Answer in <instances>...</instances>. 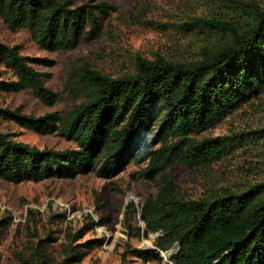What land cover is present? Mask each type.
Wrapping results in <instances>:
<instances>
[{"label":"trees","instance_id":"trees-1","mask_svg":"<svg viewBox=\"0 0 264 264\" xmlns=\"http://www.w3.org/2000/svg\"><path fill=\"white\" fill-rule=\"evenodd\" d=\"M114 11L104 2L0 0L3 23L27 31L46 51L71 50L96 39L101 21ZM225 32L220 46L202 48L190 61L137 57L132 75L111 78L82 65L70 76L84 98L64 117L0 109V120L41 135L58 132L75 144L39 149L0 131V179L40 182L91 172L111 178L132 162L145 163L138 176L158 179V189L145 198L138 214L146 232L160 235L153 249H132L131 255L160 260V253L174 250L167 256L170 264H264V182L212 200H183L167 173L175 165L195 169L224 155L243 133L197 137L264 92V8ZM37 61L47 62L0 43V70L10 74L0 79V93L29 90L41 103L54 104L59 95L44 85L45 74L33 67ZM133 206L130 202L127 210L133 213Z\"/></svg>","mask_w":264,"mask_h":264},{"label":"rangeland","instance_id":"rangeland-1","mask_svg":"<svg viewBox=\"0 0 264 264\" xmlns=\"http://www.w3.org/2000/svg\"><path fill=\"white\" fill-rule=\"evenodd\" d=\"M71 1L74 5L104 2L115 7L101 21L96 39L80 42L71 50L46 51L27 31L11 30L0 19V43L17 46L21 55L45 59L46 63L37 61L33 67L45 74L44 85L59 95L54 104L45 105L29 90L0 93V109L19 108L21 114L34 117L52 112L64 117L84 98L80 84L70 76L82 65L119 78L134 74L137 57L190 61L202 48L220 46L228 26H239L252 11L264 8V0ZM224 22L227 26H222ZM1 71V80L10 78ZM0 131L39 149L75 147L58 132L41 135L11 121L0 120ZM239 133H243L237 137L239 142L228 146L224 155L195 169L175 165L167 170L179 198L212 200L264 182V92L197 138ZM144 165L132 162L111 178L91 172L40 182L0 179V264H168L167 256L174 250L160 253V260H141L128 252L153 249L160 235L146 232L138 214L145 198L158 189V179L138 176ZM130 202L133 213L127 210Z\"/></svg>","mask_w":264,"mask_h":264},{"label":"water","instance_id":"water-1","mask_svg":"<svg viewBox=\"0 0 264 264\" xmlns=\"http://www.w3.org/2000/svg\"><path fill=\"white\" fill-rule=\"evenodd\" d=\"M168 264H170V263L168 262Z\"/></svg>","mask_w":264,"mask_h":264}]
</instances>
